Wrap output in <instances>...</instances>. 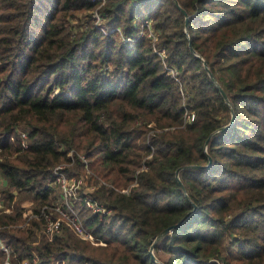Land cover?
I'll list each match as a JSON object with an SVG mask.
<instances>
[{"label": "trees", "instance_id": "trees-1", "mask_svg": "<svg viewBox=\"0 0 264 264\" xmlns=\"http://www.w3.org/2000/svg\"><path fill=\"white\" fill-rule=\"evenodd\" d=\"M177 2L187 33L173 0H105L109 27L136 37L149 18L157 33L126 45L98 32L89 0H0L2 200L29 192L36 208L49 204L61 164L95 183L73 202L94 240L64 219L56 235L40 221L20 229L23 208L0 215L11 264H157L151 242L193 205L155 243L162 264H264V0ZM231 110L232 126L205 146ZM87 197L109 213L92 212Z\"/></svg>", "mask_w": 264, "mask_h": 264}, {"label": "built area", "instance_id": "built-area-1", "mask_svg": "<svg viewBox=\"0 0 264 264\" xmlns=\"http://www.w3.org/2000/svg\"><path fill=\"white\" fill-rule=\"evenodd\" d=\"M91 3L96 4L95 10L92 11V18L94 20V26L98 30V32L103 36H108L110 34H116L118 39L122 44H131L135 39L145 37L149 39L152 44L157 40V33L153 30L151 25V20L149 18H145L142 22L140 29H138V33L136 37L132 35L125 34L120 27H109L105 24L106 16L102 12V7L105 3V0H89ZM157 54L160 55L161 58L164 57L163 51H157ZM165 73L169 77H171L176 83H178L180 87L181 94L183 95V91L181 88V84L177 78V72L174 67L168 66L164 64ZM194 118L193 113H188L186 115V120L188 122L192 121ZM18 138L21 141V146H25L28 142L27 136L24 132H18ZM10 140L14 141V137L12 136ZM71 154V153H70ZM2 161L1 151H0V162ZM53 177L54 179L51 182L50 187H56L57 185L61 186L62 194L59 202H56L53 205L43 204L39 208L34 209L30 212V214H26V223L34 220L42 222L44 232L47 235H56L61 232L62 228V220L67 221L74 231L85 240H94V237L85 230L82 226V222L78 218L77 213L73 210V202L74 200H79L76 196V189L79 188V183L76 181V178H68L62 172L61 168L57 165L53 169ZM68 180H73L74 184L71 186L68 183ZM6 180L0 173V187L5 185ZM125 192V191H124ZM89 198H85L83 203L92 211L99 214L107 215V212L104 207L100 206L97 202L93 200H87ZM50 212H55L56 215L59 216L58 219L52 218ZM9 208L6 206L5 202L2 200L0 196V215L8 214ZM221 261L216 260V263ZM0 264H11L10 262V252L8 247H6L2 241L0 240ZM23 264H26L25 261Z\"/></svg>", "mask_w": 264, "mask_h": 264}, {"label": "rangeland", "instance_id": "rangeland-1", "mask_svg": "<svg viewBox=\"0 0 264 264\" xmlns=\"http://www.w3.org/2000/svg\"><path fill=\"white\" fill-rule=\"evenodd\" d=\"M73 24H74V22H73ZM77 31H81V29L78 28ZM69 155H70V153H68V156ZM58 166L61 169L62 168H71V165L70 164L69 165H63V164H61V165H58ZM73 178H76V181H78V183H79L78 184L79 185V188L76 189V191L80 189V191H84V192L87 193V192H91L95 188V183H94V181H92V183H91V180L89 179L90 178L89 175L87 176V178H86V176L84 174H81L80 176H77V177L74 176ZM68 183H69V185L72 186L74 184V181L73 180H70V181L68 180ZM6 185H7V182L5 183V185H2L0 187V194H1V190ZM61 188L62 187L59 186V185H57L56 187H52L51 186L50 187L49 194L47 196V201L46 202L49 203L50 205H53L56 202H59L60 201V198H61V194H62V189ZM14 192H16V194L14 195L15 197H14L12 203L6 204V206L9 208V213L8 214L12 213V211L17 207V208H23L24 211H25V215L26 214L28 215V214H30L31 211H33L37 207L38 201L35 200L34 195L32 193H29V192H20V193H18L17 191H13V193ZM87 198H89L87 200H90L91 199L94 202H96L94 200V198H92V197H87ZM73 210H74V208H73ZM74 211L77 213L76 210H74ZM50 213H51V217L52 218H55V219H58L59 218V216L56 215L55 212H50ZM77 215H78V218L81 221V218H80L79 214H77ZM26 225H27V223L24 222V223L19 224L17 226L20 229H24L26 227ZM98 244L101 245L102 243L99 242ZM222 252L225 253V251L223 249H222ZM236 260H237L236 257L233 255V261H236ZM157 261L159 262V264H162L158 259H157ZM209 262H212L213 264H225L223 261L222 262H219V263H216V260L214 258H210L209 259Z\"/></svg>", "mask_w": 264, "mask_h": 264}, {"label": "water", "instance_id": "water-1", "mask_svg": "<svg viewBox=\"0 0 264 264\" xmlns=\"http://www.w3.org/2000/svg\"><path fill=\"white\" fill-rule=\"evenodd\" d=\"M173 3H174V5L183 13V15H184V18H185V22H184V31H185V33H187V29H188V16H187V14H186V12L178 5V2H177V0H173ZM189 49H190V52L195 56V57H197L198 59H200L201 60V62H202V64H203V68L207 71V73H208V76L210 77V79L212 80V82L214 83V85L216 86V88L219 90V92H220V94L222 95V97H223V99H224V101H225V103L227 104V105H229L230 106V103H229V100H228V98H227V96H226V94L224 93V91H223V89L218 85V83L216 82V80H215V78H214V76H213V74L208 70V66H207V63L194 51V49L192 48V46L190 45V43H189ZM233 120H234V114H233V112H232V110H231V118H230V120H229V123L228 124H226V125H224V126H222V127H220L219 129H217L216 131H214V132H212L209 136H208V138L206 139V141H205V146L207 145V143H208V140H209V138L211 137V136H213V135H215V134H217V133H220V132H222V131H224V130H226V129H228L229 127H231L232 126V124H233ZM211 165V158L208 156V164H207V166H210ZM188 167H196V168H200V166H188ZM182 168H185V167H180V168H178L177 170H176V173H175V175H176V178H177V180H178V183H179V185L183 188V186H182V183L180 182V180L178 179V172H179V170L180 169H182ZM16 194V192H14L13 193V195H15ZM196 210V207H195V205H193V209H192V211H190V212H188L180 221H178L177 223H175V224H173V225H170V226H168L167 228H165L164 230H162L155 238H154V240L151 242V245H150V248H149V253H150V256H151V259L154 261V262H156L157 264H159V262L157 261V259H156V257L154 256V253H153V249H154V245H155V243L159 240V239H161L162 237H164L165 235H167L168 233H170L173 229H175V228H177V227H179L184 221H185V219L186 218H188L194 211Z\"/></svg>", "mask_w": 264, "mask_h": 264}]
</instances>
